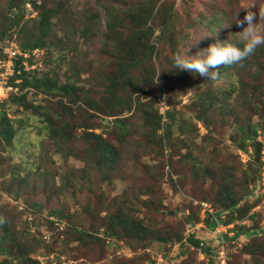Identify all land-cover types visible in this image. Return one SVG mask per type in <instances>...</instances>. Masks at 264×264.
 I'll use <instances>...</instances> for the list:
<instances>
[{
    "label": "rangeland",
    "instance_id": "374dc122",
    "mask_svg": "<svg viewBox=\"0 0 264 264\" xmlns=\"http://www.w3.org/2000/svg\"><path fill=\"white\" fill-rule=\"evenodd\" d=\"M101 1L0 0V102L17 126L11 144L0 150V264H35L32 258L38 264H211L207 255L184 245L188 229L205 245L223 247V264H264V234L234 238L238 225L264 229V164L259 171L244 174L255 155L252 146L248 152L238 148L237 130L248 121L254 124L258 117L236 107L239 97L234 93L230 114L218 109V103L206 111L197 103L201 92L234 83L230 74L198 79L199 74L171 67L173 57L186 47L189 54L206 48L213 41L204 36L236 13L242 18L252 11L257 23L264 25V0H152L150 25L161 26L157 25L162 22L163 6L169 4L176 34L161 40L159 30L153 32L154 53L143 65L149 73L136 71L110 115L95 114L87 106L74 116L66 114L67 140H52L44 115L9 100L19 90L10 83L16 58L9 63L3 48L13 44L20 49L34 31L37 10L32 2L49 6L57 2L46 44L30 51L25 70L28 75L48 73L58 83L70 77L84 89L83 95L105 108L106 86L117 64L114 52L103 43ZM138 1L118 0L116 5ZM9 2L15 6L9 8ZM17 13L20 20L13 24L10 18ZM92 13L98 16L90 17ZM89 22L93 28L80 36L79 23ZM241 30L233 22L218 29L217 35L223 41ZM27 91L34 104L53 114V122L64 115L62 94L44 98L33 89ZM114 118L124 120L115 126ZM158 120L160 127L154 132L151 124ZM94 132L113 146L116 155L106 161L97 153L82 158L87 143L93 142L89 133ZM257 139L262 142L260 161L264 162L261 129ZM244 191L247 196H241L236 207L245 208L227 227V217L238 208L232 213L221 210L234 192ZM190 212L196 221L191 227L184 224ZM210 214L222 219L219 232L206 225ZM117 215L140 221L152 233L115 241L105 229L109 216ZM179 232L183 238L174 242ZM160 237L170 239L163 242Z\"/></svg>",
    "mask_w": 264,
    "mask_h": 264
},
{
    "label": "trees",
    "instance_id": "16d2710c",
    "mask_svg": "<svg viewBox=\"0 0 264 264\" xmlns=\"http://www.w3.org/2000/svg\"><path fill=\"white\" fill-rule=\"evenodd\" d=\"M12 1V0H11ZM118 0H103L100 3L102 12L104 14V31H103V43L108 46L117 64L116 71L112 77H110L109 82L106 86V107L102 108L97 101L90 97L88 94L83 95L84 89L77 86L74 81L70 80V77L66 80L58 83L57 80L53 79L48 73L41 76L36 74L28 75L24 66L21 63V58L15 60V67L13 68L14 80L10 83L16 88L19 87L18 92L13 95L12 103L21 106L25 110L33 111L35 114L42 117L46 122L45 130L52 140L66 141L68 137V119L66 114L74 116L77 109L84 111V106L92 109L95 114H107L113 112L115 105L120 104L121 101V91L127 86L128 81H132L136 77V71H143L144 64L148 58H150L154 53V46L150 43V37L156 28L159 30V38L167 39L166 36H172L176 34L174 31L176 29L172 17V7L169 4H164L163 14L161 18V23H158L154 27L150 25L149 19L152 17L153 7L155 3L152 0H139L130 4L116 5ZM36 8V18L34 31H31L29 38L25 43L21 44L22 50H34L36 48H41L45 46V38L48 36L52 16L58 11L59 4L54 2L52 6H49L46 2L38 3L32 2ZM13 2H9V8L14 7ZM99 14V11H97ZM160 12V13H162ZM172 12V13H171ZM97 13L90 14V17H97ZM13 24H18L20 16L18 13L10 18ZM91 28L92 22L89 23H79L78 32L80 36L86 34V32ZM179 33V31H178ZM231 39V38H230ZM172 46V44H171ZM144 71H148L146 68ZM221 77L225 74H230L233 77L234 83L227 85L224 88H217L216 90L210 89L208 92H201L196 95V101L199 103L201 108L212 107L214 104L218 103V109L224 111L226 114L231 113V101L232 94L238 95L239 99L235 102L236 107H244L251 111L252 114L257 115L258 120L253 124L249 121L244 126L237 127L239 135L238 148L248 152V146H252L255 158H249L250 169L244 171L245 175H248L250 171H259L260 167L264 162L260 161V150L262 148V142L257 139L258 130L261 129V133L264 137V46L257 48V50L245 59L240 65H222L216 70ZM144 74V73H143ZM149 75V74H148ZM150 77H152L150 75ZM196 78H202L200 75H196ZM15 79H19L16 83ZM23 88H27L22 91ZM30 89H33L35 94H42L43 97L51 94H62L64 99L62 100V106L64 110V115H59L56 122L52 121V115H48L47 112L43 111V107L40 103L34 104L32 100L29 99L28 93ZM3 104L0 102V150L4 149V146H8L13 141V137L16 134L17 126H14V120L10 115L2 108ZM106 109V110H105ZM159 117V116H158ZM121 118H114L113 124L115 126H120L122 123ZM152 130H156L160 127V121L151 124ZM91 132V131H88ZM168 127H165V134H168ZM57 133L59 136L54 135ZM91 135V140L93 142L87 143V148L84 152L82 158H85L89 153H97L99 157H103V161H106V157L111 155H116L113 151V146L105 141L99 133H89ZM235 138V137H234ZM264 146V142H263ZM251 154H249L250 156ZM86 159V158H85ZM251 173V172H250ZM42 173H40L41 176ZM39 176V177H40ZM255 179V175H254ZM233 198L221 211H230L238 208L236 214H231L226 219V224L235 222L239 219L240 214L244 210L243 207H236L238 199L247 196V192L237 194L234 192ZM214 214H210L206 219V225L210 228H214L220 219H214ZM211 216V217H210ZM246 216V215H245ZM249 218L252 217L251 214L248 215ZM110 223H107L105 233L115 241H125V238H131L136 235L138 238H145L148 232L152 233L151 230H147L145 225L140 221L133 218H125L120 215L115 217H110ZM184 224H190L191 227L196 221L193 214H186ZM222 221V219H221ZM188 236L185 239L184 245L188 247L195 248L201 253H204L209 258L211 264H214V257L218 248H214L210 245H205L199 237L194 235L193 229H188ZM234 230V229H233ZM264 234V229L258 225L255 227H249L244 225H238L234 230V238L238 236L245 235L248 238L258 237ZM155 235H158L157 233ZM182 233L175 234L172 238L174 242H180L182 240ZM170 237H160V241L167 242ZM201 242L203 243L201 245ZM5 251V250H2ZM33 260L35 264H38L37 259ZM58 264H63V262L58 261Z\"/></svg>",
    "mask_w": 264,
    "mask_h": 264
},
{
    "label": "clouds",
    "instance_id": "9594fccd",
    "mask_svg": "<svg viewBox=\"0 0 264 264\" xmlns=\"http://www.w3.org/2000/svg\"><path fill=\"white\" fill-rule=\"evenodd\" d=\"M233 22L242 30L235 33L237 35L231 39L220 40L217 35L218 29L230 27ZM204 37H210L213 42L193 54H189V46L186 47L182 53H177L173 57L171 67L194 75L199 74L205 79L216 80L219 75L216 70L220 66L240 65L257 48L264 46V25L257 23L255 13L246 11L242 18L236 13L232 20L223 23L213 34Z\"/></svg>",
    "mask_w": 264,
    "mask_h": 264
},
{
    "label": "built area",
    "instance_id": "2783aa9c",
    "mask_svg": "<svg viewBox=\"0 0 264 264\" xmlns=\"http://www.w3.org/2000/svg\"><path fill=\"white\" fill-rule=\"evenodd\" d=\"M3 52L6 53V55L8 56V58H9L8 62L9 63L11 62V60L13 58H16V59L21 58V63L24 66V68H28L26 61H27V58L30 56V51H22L21 49H19L15 45L10 44L9 46H6L3 48ZM11 88L12 87H9V89H11ZM0 89H2V88H0ZM208 210H210V209H208ZM219 227H220V223L217 222V224L214 228L216 230V232H219V230H220ZM202 244L203 243L201 242V245ZM213 257H214V264H223L225 259H226V253H225V250L223 249V247L220 249H217L216 256H213Z\"/></svg>",
    "mask_w": 264,
    "mask_h": 264
},
{
    "label": "crops",
    "instance_id": "0c3cea01",
    "mask_svg": "<svg viewBox=\"0 0 264 264\" xmlns=\"http://www.w3.org/2000/svg\"><path fill=\"white\" fill-rule=\"evenodd\" d=\"M226 226H227V227L231 226V223H229V224H226Z\"/></svg>",
    "mask_w": 264,
    "mask_h": 264
}]
</instances>
